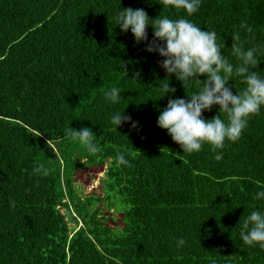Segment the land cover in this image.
Masks as SVG:
<instances>
[{
	"label": "trees",
	"instance_id": "obj_1",
	"mask_svg": "<svg viewBox=\"0 0 264 264\" xmlns=\"http://www.w3.org/2000/svg\"><path fill=\"white\" fill-rule=\"evenodd\" d=\"M129 7L215 31L234 64L232 35L246 22L255 37L246 47L259 46L251 70L264 77V0H201L192 15L162 0H0V264H264V248L240 237L244 219L264 213L254 199L264 190V106L237 141L183 153L157 118L199 85L184 89L158 53L121 31L116 17ZM168 81L176 92L162 97ZM229 86L245 88L236 76ZM112 87L118 103L105 99ZM117 112L138 128L112 125ZM83 127L95 154L66 134ZM91 167L104 178L83 194L74 182Z\"/></svg>",
	"mask_w": 264,
	"mask_h": 264
},
{
	"label": "clouds",
	"instance_id": "obj_2",
	"mask_svg": "<svg viewBox=\"0 0 264 264\" xmlns=\"http://www.w3.org/2000/svg\"><path fill=\"white\" fill-rule=\"evenodd\" d=\"M201 0H162L164 6H172L184 10L188 15L194 14ZM152 24H149V21ZM116 23L122 32L129 29L136 43L146 42L145 51L158 53L163 59L158 61L160 67L168 76L175 75L182 86H188L195 81L199 91L188 96V99H169L158 118L157 126L165 129L172 140L179 144L183 153H193L201 150L204 144L211 146V151L223 149L225 140L237 141L246 128L252 115L258 114L264 106V77L251 69L258 65L256 53L259 46L246 47L255 37L251 35L252 28L242 22L232 35L231 54L237 63H232L222 54L225 45L217 43L215 31L202 30L193 22L179 18L176 20L158 16L150 19L143 9L131 7L120 11ZM153 28V39L148 41L147 28ZM244 31V35L241 34ZM139 73L136 74V77ZM233 76L240 77L245 88L233 94L229 82ZM134 77V78H136ZM200 77H205L201 80ZM168 80V79H167ZM164 93H175L176 89L167 84L161 87ZM121 90L112 87L104 92L105 99L118 103ZM213 106H219L216 116L206 120L202 113L211 111ZM124 113V112H123ZM117 112L111 117V124L116 128L124 123H131L133 129L138 128V122L131 117ZM220 113L225 114L226 120ZM70 139L85 146L89 153L95 154L99 148L93 143L94 133L88 127L80 130L66 129ZM216 160L223 158L222 153L215 155ZM117 166L129 165L123 153L115 157ZM43 165L34 167L33 173L42 172ZM264 198V190L256 193L254 199ZM240 237L249 246L259 244L264 248V213L252 211L242 225ZM185 244L184 239L177 241V247Z\"/></svg>",
	"mask_w": 264,
	"mask_h": 264
},
{
	"label": "rangeland",
	"instance_id": "obj_3",
	"mask_svg": "<svg viewBox=\"0 0 264 264\" xmlns=\"http://www.w3.org/2000/svg\"><path fill=\"white\" fill-rule=\"evenodd\" d=\"M104 170L105 168L99 169L96 168H88L85 171H82L78 175V179L75 180V187L79 188L83 192V194H89L91 192L98 193L100 191V181L104 178ZM108 212L113 213V216L119 218V215L112 210ZM113 224V221L110 222V225ZM115 224L118 225L119 223L115 221Z\"/></svg>",
	"mask_w": 264,
	"mask_h": 264
}]
</instances>
